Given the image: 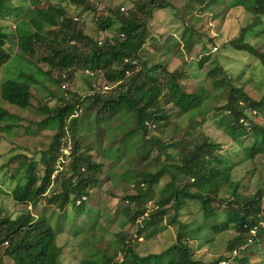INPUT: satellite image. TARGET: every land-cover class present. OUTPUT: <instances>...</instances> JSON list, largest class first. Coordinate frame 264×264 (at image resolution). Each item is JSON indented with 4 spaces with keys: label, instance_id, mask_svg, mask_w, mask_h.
<instances>
[{
    "label": "trees",
    "instance_id": "1",
    "mask_svg": "<svg viewBox=\"0 0 264 264\" xmlns=\"http://www.w3.org/2000/svg\"><path fill=\"white\" fill-rule=\"evenodd\" d=\"M122 1H131L133 5L123 11L120 4L99 8L96 0H0V20L14 23L12 29L0 25V67L12 57L14 45L18 48L16 54L34 66L31 72L18 71L16 78L0 77V135L19 133L23 111L38 117L25 126L26 136L41 132L50 134L48 143L35 152L37 158L18 153L11 155L5 163L6 166L18 160L9 175L14 185L9 192L0 185V195L19 204L21 211L12 217L4 207L0 208V264L6 256L11 264H61L57 235L65 225L78 230L83 215L92 211L87 198L100 185L102 164L94 160L92 147L86 146L82 136L75 132L78 112L92 114L95 123L104 120L108 127L125 113L133 118L134 127L125 129L122 125L120 143L132 140L140 161H148L154 146L164 155V160L154 171L129 170L134 175L129 182L134 193L131 199L129 195L122 197L117 205L121 225H135L137 237H142L149 229L166 228L163 220L167 215V224L176 226L174 243L158 252L139 254L131 240L120 237L117 240L120 247L113 255L99 250V256L93 253V257L83 259L81 264H219L225 255L209 261L194 257L188 239L195 233L188 222L178 218L179 211L189 200L198 204L203 224L214 235L234 230L235 234L226 243L229 253L234 249L244 251L250 244H264L262 189L257 188L250 195L238 192L240 182L231 176L235 163L230 164L219 154L217 142L208 138L200 143L194 139L181 141V151L175 155L167 149H172L176 142L165 144L154 135L145 138L150 124L169 119L168 112L162 108L164 105L173 103L181 113L201 99L179 84L184 75L182 70H168L158 62L149 66L140 56V48L150 35L149 20L155 11L171 6L170 0ZM214 1L195 0L201 10ZM235 3L244 6L251 14V21L241 28V35L231 43L256 58L264 70V50L245 41V34L264 24V0H237ZM70 5L77 10L75 13L70 10ZM83 13L92 15L95 35L85 32ZM112 29L115 34L109 36L107 32ZM263 32L264 28L258 35ZM102 33L105 35L100 38ZM191 33L189 27L184 31L186 45L191 40ZM207 59L203 58L199 64ZM36 63H43L47 69L42 70ZM80 70H83L84 83L91 92L82 94L72 87ZM86 70L94 73L90 75ZM223 70L218 65L207 72L213 77L210 85L216 92L208 90L205 98L219 100L223 85H229L225 102L211 109L220 116L218 126L231 138L236 137V132L246 136L247 131H253L254 140L249 146H242L247 153L245 157L254 159L264 152V125L256 123L249 112L264 118V94L259 98L252 97ZM220 72L222 74L218 76ZM39 75L49 80V100L45 102L32 92L40 83L45 87ZM102 84L113 87L102 91ZM51 86L55 90H50ZM124 121L128 124L126 119ZM50 129H54L53 132ZM67 141L70 142L69 153L64 154L62 150ZM126 152L125 147L115 159L118 161ZM59 160H62V169L57 166ZM110 175L114 176L112 171ZM223 189L231 190L225 198L219 196ZM221 200L225 207L218 210L215 203ZM149 201L151 206L148 208L145 205ZM31 208L40 213L34 214ZM220 212L224 213L222 221L217 220ZM251 229L255 233H251ZM206 241H210V237ZM119 251L122 254L120 260L116 258ZM230 260L236 264H250L246 255L232 256ZM259 264H264V260Z\"/></svg>",
    "mask_w": 264,
    "mask_h": 264
},
{
    "label": "rangeland",
    "instance_id": "2",
    "mask_svg": "<svg viewBox=\"0 0 264 264\" xmlns=\"http://www.w3.org/2000/svg\"><path fill=\"white\" fill-rule=\"evenodd\" d=\"M96 1H99V8L115 7L120 4L124 7L123 11H128L133 5L131 1L123 2L122 0ZM235 2L237 0H215L201 10L200 4L195 0H170L171 6L154 12L152 20H149L150 35L140 48L142 60L147 61L149 66L158 62L162 63V66L168 70H182L184 75L180 78L179 84L185 91L195 94L197 99H201V102L181 113L177 112L178 107L173 103L164 105L162 108L168 112L169 119L154 125L150 124L144 135L145 138L157 136L165 144L166 142L172 144L176 142L172 149H167L175 155L181 151V141L186 142L194 139L196 143H200L207 138L211 139L219 144V154L225 156L230 164L235 163L232 167L231 176L234 181L240 182L238 192L250 195L257 188H261L262 195H264V152L258 154L254 159L246 158L247 153L242 146V144L249 146L254 140L253 131H247L246 136L236 132V137L231 138L223 131L222 127L218 126L217 122L220 116H216L215 110L211 109L217 108L225 102L229 85H223L219 100L214 101L209 100L208 97L205 98V93H208V90L211 93L216 92V89L210 85L213 77L209 76L207 72L218 65L226 71L227 75L231 76L233 82L241 85L252 97L259 98L261 94H264V70L259 65V61L248 52L236 49L231 43L232 39L241 35V28L251 21V14L245 10L242 4ZM69 8L74 13L77 11L72 5ZM82 17L85 32L95 35L93 32L94 22L91 20L92 15L83 13ZM0 25L11 26L12 29L14 23L0 20ZM188 27L192 30L190 34L192 36L186 45L184 31ZM262 28H264V24L255 26L249 31L250 33L245 34V41L254 43L260 50H264V32L258 35ZM107 34L112 36L115 31L109 30ZM104 35L105 33H102L99 37ZM12 52V57L0 67L1 78H16L20 70L34 71L33 65L30 66L19 54H16L18 48L15 45ZM205 57L208 59L199 64ZM36 64L41 66L42 70L47 69L43 63ZM82 71L77 72L72 87L83 94L88 91V88L87 84L84 83ZM220 74L222 73L220 72L218 76ZM39 79L45 87H42L40 83L32 89V92L36 98L45 102L49 100V89L47 88L49 80L43 79L40 75ZM104 86H108L109 89L113 87L112 84ZM50 90H55V87L53 86ZM36 98L33 101L34 104L37 102ZM163 98L161 99L162 102ZM249 113L256 123L264 125L263 117L256 116L253 112ZM20 115L24 117V120L21 121L19 133L12 136L6 134L7 137L4 134L0 135V185L8 192L14 185V182L9 180V175L18 162V160H13L5 166L9 157L13 154L24 153L28 158H37L38 154L35 152L41 146H45L50 139V134L47 132L26 136L24 134L25 126L29 122L37 120L38 117L28 111H23ZM122 118L123 121L126 119L128 124L126 121L123 122ZM103 121L95 123L92 114L83 115L82 112H78L76 118L75 132L82 136L86 146L92 147L91 154L94 160L102 164V172L99 178L100 185L94 188L87 198V204L92 208V211L88 212L86 216L83 215V221L77 228L78 230L65 225L62 232L57 235V244L61 248L59 256L61 264H81L83 259L93 257V253L99 256V250H104L105 253L113 255L120 247L117 242L120 237L131 240V244L139 254L158 252L175 241L176 226L167 224L169 215L163 220L166 228L149 229L142 237H137L135 225H121V218L116 210L117 205L122 197L129 195L128 198L131 199L134 193L129 184L134 175L129 170L134 172L141 169L154 171L155 166L164 160V155L160 154L158 148L154 146L149 153L148 161H140V156L136 153V145L132 144V140L123 144L120 143L119 138L123 132L122 125L125 126V129L134 127L133 118L125 115V113L123 116L121 113L120 119L115 118L110 127L106 126ZM53 130L50 129V132ZM125 147L127 148L126 154L121 155L117 161L115 157L119 156ZM116 148L119 150L116 151ZM62 160L57 163L60 169H62L60 163ZM111 171L114 176L110 175ZM122 177L127 178V180H123ZM228 191L231 190L223 189L219 192V196L225 198ZM145 206L149 208L151 201ZM215 206L218 210H222L225 207L224 201L215 203ZM1 207H4L5 212L12 217L21 211L19 204L4 195H0ZM31 211L37 215L40 213L33 208ZM223 216L224 213L220 212L217 220L222 221ZM178 218L182 222H188L192 228V233H195L193 238L188 239L189 244L194 249L195 258L209 261L219 255L227 257L230 254L226 249V243L235 234L234 230L229 229L214 235L203 224L202 214L196 202L187 201L179 211ZM71 220L69 219V221ZM209 237L210 241H206ZM121 255L120 251L117 252L116 258L120 260ZM243 255L248 256L250 264H259L260 261L264 260V244L248 245L246 250L239 252L237 256L242 257ZM229 259L228 257V264H236ZM3 264H11L7 256L4 257Z\"/></svg>",
    "mask_w": 264,
    "mask_h": 264
},
{
    "label": "clouds",
    "instance_id": "3",
    "mask_svg": "<svg viewBox=\"0 0 264 264\" xmlns=\"http://www.w3.org/2000/svg\"><path fill=\"white\" fill-rule=\"evenodd\" d=\"M122 7H123V6H122ZM123 10H124V9H123ZM103 86H104V85H101L100 88H101L102 91H105V90L103 89ZM107 87H108V86H107ZM98 89H99V88H98ZM107 89H109V87H108ZM107 89H106V90H107ZM69 148H70V142L67 141V146H66L65 148H63V150H62L63 153H64L65 150H68V153H69ZM68 153H67V154H68ZM263 199H264V195L261 196V201H262V202H263ZM251 233H255V230H254V229H251ZM241 249H244V247H241ZM239 252H243V250L240 251V250L234 249V250H232V252H231L230 254H228V255H230V258H231L232 256H237V255L239 254ZM228 255H227V257L225 258V260L227 261V264H228V257H229ZM222 260H224V259H222ZM220 261H221V260H220Z\"/></svg>",
    "mask_w": 264,
    "mask_h": 264
},
{
    "label": "built area",
    "instance_id": "4",
    "mask_svg": "<svg viewBox=\"0 0 264 264\" xmlns=\"http://www.w3.org/2000/svg\"><path fill=\"white\" fill-rule=\"evenodd\" d=\"M124 9V7H121V10H123ZM86 72L88 73V74H93L94 72H91V71H89V70H86ZM108 87L107 86H103V89L104 90H106ZM68 153V151H64V154H67ZM82 198H84V197H82ZM219 264H227V261L224 259V260H221V261H219Z\"/></svg>",
    "mask_w": 264,
    "mask_h": 264
}]
</instances>
